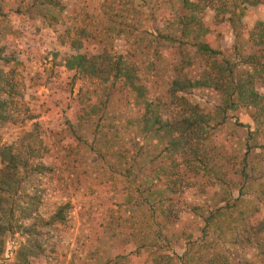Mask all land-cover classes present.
I'll use <instances>...</instances> for the list:
<instances>
[{"label":"rangeland","instance_id":"1","mask_svg":"<svg viewBox=\"0 0 264 264\" xmlns=\"http://www.w3.org/2000/svg\"><path fill=\"white\" fill-rule=\"evenodd\" d=\"M189 1L203 8L202 23L209 28L215 20V8L207 0ZM0 2L7 12L6 18L0 19V39L11 38L18 48L26 50L24 65L14 71L21 96L9 111L10 122L0 128V148L12 146L33 163L49 168L22 185L27 195L36 193L43 219L68 205L64 225L47 230L41 264H119L115 256L129 249L127 230L138 231L135 223L141 222L139 212H126L120 197L130 182H143L151 167L156 170L166 161L168 148L162 145L155 152H143L145 140L128 123L138 109L132 95L86 81L72 89L70 76L60 65L74 54L71 39H86L91 48L142 61L140 75L147 100L159 108L164 119L184 115L182 100L170 97L175 64L162 61L158 54L165 47L159 31L172 26L180 0H59L53 20L37 14L31 0ZM262 20L264 7L257 5L247 8L236 34L221 25L224 29L218 44L223 57L239 65L241 58L251 53L248 33ZM183 52L185 60L192 63L180 64L183 75L198 77L202 62L192 50ZM0 68L8 69L2 64ZM256 90L264 94V88ZM175 97H183L209 117L208 136L199 151L217 160L219 172L225 173L227 180L239 185L230 175L239 170L246 156L248 167L254 169L249 173L252 185H264V112L238 107L221 122L213 120L220 104L215 91L197 88ZM75 102L87 113L79 115L70 109ZM91 105L93 109L88 108ZM26 145L28 150L23 149ZM129 160L135 168L134 176L127 180L123 175ZM200 168L198 163L184 167L178 158L172 168L176 185L184 187L183 194L172 202L177 211L171 229L177 242L174 240L172 247L179 254L186 237L193 241L201 235L203 224L195 209L208 207L213 199L204 185L220 184L214 176L205 177ZM155 177L161 184L166 182L161 171ZM22 241L18 233L6 237L0 264L15 263ZM225 242L221 238L216 244L229 247ZM237 255L264 264V243L253 250L238 247Z\"/></svg>","mask_w":264,"mask_h":264},{"label":"trees","instance_id":"2","mask_svg":"<svg viewBox=\"0 0 264 264\" xmlns=\"http://www.w3.org/2000/svg\"><path fill=\"white\" fill-rule=\"evenodd\" d=\"M31 1L37 14L55 19L59 0ZM207 1L215 8V20L209 28L202 23L203 8L198 3L180 0V9L174 12L172 26L167 31H159L161 46L165 47L158 54L162 61L175 64L170 97L182 100L185 108L184 115L176 119H164L159 108L147 100L146 86L140 75L142 61L91 48L86 39H71L74 54L64 58L60 65L70 76L72 89L77 83L86 81L105 90L117 88L132 95L138 109L128 123L135 134L145 140L143 152H155L162 145L168 148V157L157 171L151 167L143 182L133 180L120 197L128 209L126 212H139L141 222L135 223L138 231L127 230L129 249L125 254L115 256L119 264H255L247 257L237 255V249L253 250L255 245L264 243V185H252L254 180L249 173L254 169L248 167L246 156L242 157L239 170L230 175L239 185L227 180L226 174L219 172L217 160L199 151L208 136L209 117L200 114L197 107L183 97H175L177 93L197 88L215 91L220 104L213 120L221 122L228 112L238 107L264 112V94L260 95L256 90L264 88V20L257 22L248 33L251 53L244 55L239 65L225 59L218 44L224 29L221 25H227L236 34L247 8L264 7V0ZM37 2L40 3L37 5ZM6 13L0 2V19L6 18ZM187 49L192 50L203 64L202 71L193 79L183 75L180 67V64L192 65L185 60L183 50L186 52ZM25 52L11 38L0 39V64L8 68L7 71L0 68V128L10 122L9 111L14 100L21 96L14 71L24 65ZM70 109L79 115L86 112L76 102ZM23 149L28 150L29 146ZM177 158L184 167L200 164L198 170H202L205 177L214 176L220 183L204 185L213 199L208 207L195 209L203 224L201 235L193 241L189 240L190 236L186 237L181 254L172 247L173 241L177 240L171 232L177 216L172 202L184 192V187L176 185L173 178L172 168ZM134 168V161L129 160L123 178L133 177ZM48 170L12 146L0 148V257L6 237L18 233L23 241L15 254L14 264H41L43 244L49 236L47 230L65 223L68 205L58 208L45 220L38 213L40 202L36 193L29 196L22 189L25 180ZM160 171L166 181L164 184L155 177ZM221 238L229 247L224 248V243L216 244Z\"/></svg>","mask_w":264,"mask_h":264}]
</instances>
